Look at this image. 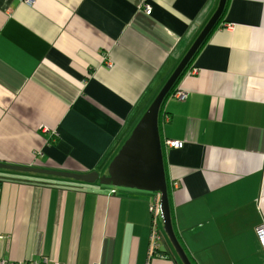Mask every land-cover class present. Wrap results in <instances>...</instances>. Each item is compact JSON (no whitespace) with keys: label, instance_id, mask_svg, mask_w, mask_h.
<instances>
[{"label":"crops","instance_id":"obj_1","mask_svg":"<svg viewBox=\"0 0 264 264\" xmlns=\"http://www.w3.org/2000/svg\"><path fill=\"white\" fill-rule=\"evenodd\" d=\"M218 2L0 0V164L106 174ZM190 62L158 122L183 143L162 147L175 234L191 264H264V0H227ZM0 171V259L182 264L163 226L149 251L159 195Z\"/></svg>","mask_w":264,"mask_h":264},{"label":"water","instance_id":"obj_2","mask_svg":"<svg viewBox=\"0 0 264 264\" xmlns=\"http://www.w3.org/2000/svg\"><path fill=\"white\" fill-rule=\"evenodd\" d=\"M226 2L227 0H219L215 12L202 28L153 102L135 124L117 155L109 163L106 174L100 175L97 172L76 174L1 164L0 169L20 173L53 175L85 184L98 182L100 185L111 186L113 188L134 189L159 195L163 233L181 263L191 264L177 240L172 227L158 118L164 99L180 79L186 66L190 63L208 35L214 30L223 13Z\"/></svg>","mask_w":264,"mask_h":264},{"label":"built area","instance_id":"obj_3","mask_svg":"<svg viewBox=\"0 0 264 264\" xmlns=\"http://www.w3.org/2000/svg\"><path fill=\"white\" fill-rule=\"evenodd\" d=\"M145 13L147 15H150L151 10L148 6H145L144 8ZM194 72H196L195 69H193ZM173 97L179 101L182 102L186 98V93L185 92H176L173 94ZM164 121H168V117L165 116ZM162 147H166L169 149H181L183 147L182 142L178 141H172V140H165L162 142ZM114 193V191H113ZM159 202L157 198L155 197L152 202L149 204V211L152 216V224L150 227V237H149V251L151 254H154L157 251V247L159 246L158 243L161 241V226L162 224H159L158 218H161V213H160V207H159ZM161 221V219H160ZM255 235L257 237V240L259 241L261 245V250L264 254V223L260 224L256 229H255ZM0 264H38V263H25V262H11V261H5L0 259ZM40 264H47V262L44 260Z\"/></svg>","mask_w":264,"mask_h":264},{"label":"trees","instance_id":"obj_4","mask_svg":"<svg viewBox=\"0 0 264 264\" xmlns=\"http://www.w3.org/2000/svg\"><path fill=\"white\" fill-rule=\"evenodd\" d=\"M200 49V48H199ZM197 53V52H196ZM195 53V54H196ZM194 57V56H193ZM189 66L188 67H186L187 69L185 70V72L186 71H188V70H190V68H191V62L188 64ZM184 72V73H185ZM175 92V89L172 87L171 88V90L169 91V93H168V95L170 96V95H172L173 93ZM167 95V96H168ZM158 122H159V118H158ZM161 147H162V143H161ZM165 177H166V186H167V196H168V198H170V191L172 190V188H171V183H170V181L168 180V178H167V176H166V174H165ZM170 213H171V210H170ZM171 222H172V227H173V231H174V234H175V230H174V226H173V221H172V217H171ZM175 236H176V234H175ZM176 238H177V240H178V237L176 236ZM179 241V240H178ZM180 243V242H179Z\"/></svg>","mask_w":264,"mask_h":264},{"label":"rangeland","instance_id":"obj_5","mask_svg":"<svg viewBox=\"0 0 264 264\" xmlns=\"http://www.w3.org/2000/svg\"><path fill=\"white\" fill-rule=\"evenodd\" d=\"M2 172H4V171H0V175H3V173Z\"/></svg>","mask_w":264,"mask_h":264}]
</instances>
